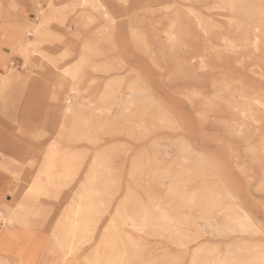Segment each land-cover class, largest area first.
<instances>
[{"label": "rangeland", "instance_id": "374dc122", "mask_svg": "<svg viewBox=\"0 0 264 264\" xmlns=\"http://www.w3.org/2000/svg\"><path fill=\"white\" fill-rule=\"evenodd\" d=\"M0 44V264H264V0H0Z\"/></svg>", "mask_w": 264, "mask_h": 264}, {"label": "bare ground", "instance_id": "6f19581e", "mask_svg": "<svg viewBox=\"0 0 264 264\" xmlns=\"http://www.w3.org/2000/svg\"><path fill=\"white\" fill-rule=\"evenodd\" d=\"M105 15L107 16V14H105ZM253 32H254V36L252 38L250 37L249 34H247V32L244 33L243 37H244V40L246 41L247 48L248 47L253 48L256 51L255 54H257L258 50H259V37H258L259 30H258V26L254 27V31ZM223 44H224V47L230 48L231 51H233V49H235V48L243 47V45L240 42H238V41L229 42V40H226L225 37H224V40H223Z\"/></svg>", "mask_w": 264, "mask_h": 264}, {"label": "crops", "instance_id": "0c3cea01", "mask_svg": "<svg viewBox=\"0 0 264 264\" xmlns=\"http://www.w3.org/2000/svg\"><path fill=\"white\" fill-rule=\"evenodd\" d=\"M9 33H12L13 35H15V37L17 38L18 44H20L21 40H23V38H21V37H23V35H22V31H21L20 28H17L16 29V32L13 31V30L5 29L4 34H3V37H2V43L3 44H6L9 48H11L13 50L14 49V46L11 43V39L9 37ZM0 48H3V46L1 45ZM6 61H7L6 57L0 51V69H1V66L3 65V63H6Z\"/></svg>", "mask_w": 264, "mask_h": 264}]
</instances>
